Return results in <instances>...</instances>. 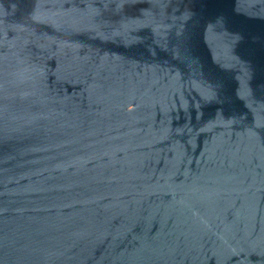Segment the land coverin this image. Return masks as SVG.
<instances>
[{
  "label": "water",
  "instance_id": "water-1",
  "mask_svg": "<svg viewBox=\"0 0 264 264\" xmlns=\"http://www.w3.org/2000/svg\"><path fill=\"white\" fill-rule=\"evenodd\" d=\"M0 264H264V0H0Z\"/></svg>",
  "mask_w": 264,
  "mask_h": 264
}]
</instances>
